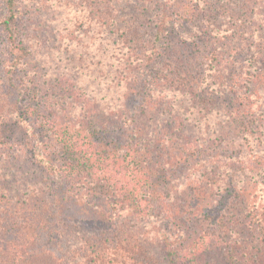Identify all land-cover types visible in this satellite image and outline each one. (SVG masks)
I'll return each instance as SVG.
<instances>
[{"label":"trees","instance_id":"trees-1","mask_svg":"<svg viewBox=\"0 0 264 264\" xmlns=\"http://www.w3.org/2000/svg\"><path fill=\"white\" fill-rule=\"evenodd\" d=\"M80 1L94 4L101 35H116L131 52V63L140 69L135 105L139 117L147 114L149 107L143 104L152 97L151 82L164 72V56L170 52L173 34L182 31L181 11L187 4H219L230 25L225 34L216 33L217 45L208 55L210 75L222 93L231 90L243 56L249 52L260 62L264 59V47L252 44L247 24L259 11L264 13V0ZM21 4L22 0H0V50L6 56L3 65L9 75L0 80V264H264V154L255 151L249 158L233 156L239 165L226 167L222 173L219 199L205 202L201 198L204 203L196 202L194 213L188 215L186 197L191 200L192 196L168 179L174 154L171 158H147L153 153L151 143L172 150V135L180 131L164 126L153 137L156 142H150L142 126H133L130 139L120 146L121 142L108 136L107 140L98 137L106 126L95 118L73 121L66 116V108L59 110L54 105L47 109L48 117L46 110L43 115L34 112L42 109L41 99L35 94L26 99L32 90L20 88L14 76L31 54L18 26ZM245 67L242 63L239 73L243 69L244 74ZM259 71V79L264 81V66ZM164 79L170 81L168 75ZM77 90L66 89L65 94L72 97ZM36 99L38 107L33 104ZM247 111L252 115V105ZM250 118L238 113L233 119L240 122L246 136L258 127ZM19 123L35 138L51 131V143L59 154L47 155L40 152L39 144L35 150L32 143L10 140L9 129ZM135 130L140 134L135 135ZM136 136L145 142L139 148L133 144ZM40 141L43 149L47 140ZM184 145L191 151V141ZM41 162L45 169L37 174L35 168ZM157 178L170 184L167 191L164 186L161 206L152 204V191H148ZM187 187L191 188L190 183ZM233 197L245 203L241 220L254 227L253 240L243 237L242 230L241 237H236L237 231L231 229L233 224H241L231 213L233 207H227ZM101 199L114 204L117 213L109 216L101 204L93 205ZM159 218L166 225H159Z\"/></svg>","mask_w":264,"mask_h":264},{"label":"rangeland","instance_id":"rangeland-1","mask_svg":"<svg viewBox=\"0 0 264 264\" xmlns=\"http://www.w3.org/2000/svg\"><path fill=\"white\" fill-rule=\"evenodd\" d=\"M131 1L135 3L138 0ZM80 3V0H22L18 26L24 31L23 38L31 54L26 65L21 66L14 76L20 88L32 90L26 99H31L33 94L41 99L42 109H35L34 112L43 115L46 110L48 117L47 109L54 105L59 110L66 108V116L73 121L95 118L96 122L106 126L105 132L98 137L107 140L105 137L108 136L116 143L121 142L120 146L130 139L133 126H142L144 136L150 142L154 141L153 137L162 127H173L180 132L171 136L172 150L161 148L157 143L152 146L151 143L153 153L147 158L152 160L156 155L159 159L171 158L174 154L168 179L172 180V185L179 186L181 191L185 189L184 193L189 192L192 196L191 200L186 197L190 206L187 207L188 215L194 213L196 202L203 201L201 198L209 202L219 199L223 193L222 173L226 167L239 165V161L232 159L233 156L249 158L255 151L264 154V81L258 76L259 67L264 66V59L260 62L249 52L243 56L241 62L246 63L244 74L243 69L239 73L241 63L230 83L231 90L222 93L210 75L208 55L217 45L215 42L219 35L216 33L223 31L222 34H225L224 30H228L230 25L219 10V4L209 5L203 1L200 4H187L185 10L181 11L184 16L180 19L184 21H180L182 24L179 28L182 31L173 34L170 52L164 56V72L157 76L158 80L151 82L149 90L152 97L143 104L149 107L147 114L139 117L140 111L138 108L136 110L135 105L139 100L136 96V80L140 69L131 63V52L122 47L116 35L106 38L101 35L94 4ZM125 5L128 7L133 4H123V7ZM255 15L247 22L253 35L251 41L263 48L264 13L259 11ZM2 39L0 33V49L3 48ZM3 52L0 50V80L5 74L9 76L5 71L7 67L3 65L6 59ZM10 58L11 55L8 60ZM180 62L184 65L181 66ZM255 64L257 66H252ZM176 65H179L178 69ZM166 75L170 81L164 79ZM73 87L78 88V92L68 97L66 89ZM33 102L38 107L35 105L38 99ZM251 105L252 115L247 111ZM238 113H242L245 118L251 117L250 120L258 126L253 129L255 135H244L240 122L233 120ZM68 118L65 117V120ZM22 125L19 123L9 129L10 140L18 139L21 144L32 143V146H36L35 150L39 144L40 152H46L47 155L59 154L56 142L55 145L51 143L54 135L51 131H43L35 138L33 132L30 133ZM134 134L140 132L135 130ZM41 139L47 140L43 149ZM190 141L191 151L184 147ZM49 143L51 145L48 148ZM143 143V138H134L133 144L137 148ZM28 150L33 151L31 148ZM213 155L214 159L209 160ZM200 160L201 165L194 166ZM43 169L45 165L41 162L35 171L41 174ZM187 183H190L191 188H186ZM169 185L161 178L153 180L152 187L148 189L152 191V204L161 206L159 203L164 195V186L167 191ZM226 203L227 207H233L230 208L231 213L241 221L240 225L233 224L231 227L237 231L235 236L241 237L239 232L242 230L243 237L253 240L254 227L241 220L245 203L236 197ZM98 204L109 216L117 213L111 202L102 199L93 202V205ZM153 212H157L155 207ZM158 224L166 225V222L159 218Z\"/></svg>","mask_w":264,"mask_h":264}]
</instances>
